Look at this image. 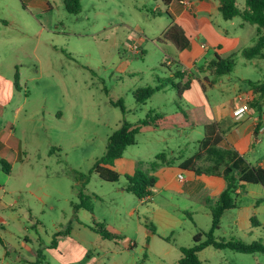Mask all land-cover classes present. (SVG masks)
Listing matches in <instances>:
<instances>
[{
    "label": "rangeland",
    "instance_id": "obj_1",
    "mask_svg": "<svg viewBox=\"0 0 264 264\" xmlns=\"http://www.w3.org/2000/svg\"><path fill=\"white\" fill-rule=\"evenodd\" d=\"M49 1L54 9L43 18L42 26L21 10L20 0H0V16L11 18L15 11L19 22L0 26V71L13 77L19 69V86L24 87L18 103L25 99V104L15 121V129L20 136L25 130L27 160L34 166L25 170L18 165L12 184L22 186L21 198L41 223V236L45 240L73 219L71 202H79L77 190L81 188L74 172L88 175L93 164L105 154L109 136L123 122L135 123L150 110L172 113L186 104L179 100L176 88L169 81L173 67L165 64L170 58L168 46L148 44L146 52L139 53L135 52L133 43L127 42L141 29L149 33L159 31L157 35L164 31L166 14L155 21L146 11L135 9L144 2L148 3V9H153L154 0H83L82 10L76 14L66 10L64 0ZM236 4L243 10L246 0H236ZM6 5L8 9L4 8ZM125 13L131 19L130 27L119 24L108 27L109 19ZM234 20L237 24L242 21L238 16ZM252 26L247 23V30ZM252 37L248 45L254 43V33ZM255 58L251 60L239 54L234 71L223 75L224 81L218 86L206 87L205 99L210 102L234 99L240 90L248 89V80L264 81V58ZM156 85L162 86L161 89L145 103L135 100L134 90ZM118 100L122 101L125 112L113 104ZM202 128L137 134L136 143L126 147L117 164L119 181L108 182L96 174L90 175L85 192L90 196L93 213L81 209L80 221H105L120 232L125 244L137 240L139 250L134 260L145 252L152 264H177L180 247L192 246L198 229L209 230L210 212H195L192 221L184 211L193 213L198 203L186 195L173 191L159 193L154 187L153 201H145L127 192L126 176L134 174L128 170V164L133 160L135 171L149 174L156 173V166L152 167L156 162L166 163L167 159L170 164L181 163L204 147L202 140L206 132ZM260 139L255 155H264V132ZM160 153H164V160L157 158ZM211 153L214 159H219L217 150L212 148ZM204 155L205 152L197 162L200 170H206L210 164ZM249 188L252 191L242 198V220L232 227L233 211L225 213L215 233L218 239L264 243V187L250 184ZM258 199L261 201L253 212L250 203ZM156 213L167 221L163 218L157 224L158 231L149 235V230V236H145V226L155 219ZM254 216L257 225L252 220ZM22 220L27 223L25 218ZM246 227L254 233H244ZM209 250L216 251L210 254ZM209 250L201 257L209 259L211 264H264V253L244 254L214 247Z\"/></svg>",
    "mask_w": 264,
    "mask_h": 264
},
{
    "label": "crops",
    "instance_id": "obj_2",
    "mask_svg": "<svg viewBox=\"0 0 264 264\" xmlns=\"http://www.w3.org/2000/svg\"><path fill=\"white\" fill-rule=\"evenodd\" d=\"M20 1L21 10L41 22L42 26L45 24L43 18L54 9L49 0ZM79 1L82 10L83 0ZM154 1L153 9H148L146 6L148 3L146 2L143 3V6H138L135 9L146 11L148 15H152L155 21L156 17L161 18L163 14H166L168 20L163 26V30L165 31L171 23H176L187 36L188 46L184 49H178L169 41L157 39L164 31L157 35L159 31L149 33L146 29L137 31V35L132 39H127V42L133 43V46L138 48L139 53L146 52V45L148 44L168 46L170 58L167 60H170L171 63L167 64L166 62L165 64L169 68L170 66L173 67L170 70V79L174 83L187 84L181 98H179L181 101H186V104L181 105L183 106L181 109H192L200 114L198 116L203 121L215 122L217 131L222 137V141L218 145L205 144L201 156L195 159L194 167L200 168L197 162L202 159L205 152L204 156L210 162L206 170L195 172L192 169H184L179 166L180 162L174 164L173 161L170 164L168 163L170 161L166 159V163L160 162L159 164L156 162V173H151L156 176L157 181L154 187L158 188L159 193L163 192L165 194L167 191H173L186 195L192 201L196 200L198 206H194L196 209L193 213L187 210L184 211L185 214L186 212L191 214L192 221H194L193 215L195 212H210L209 204L219 196L226 186L222 172L235 156L243 157L250 164H257L264 168V155H255L259 151L256 145L261 142L260 135L264 132V105L261 106L263 113L260 116V113L248 103L252 97L250 95L248 100L249 87L244 92L240 90L234 99L215 100L213 102H210L208 98L205 99L203 93L206 92L207 86H218L224 81L222 80L223 75H228H215L210 71L208 65L217 57L225 58L235 54L236 58L241 54L242 49L251 46L248 45V42L253 40V33L256 36V26H252L249 31L246 22L240 21L237 24L234 20L235 17L228 20L224 19L219 11L218 0H190V6H185L179 0H172L169 5H165L162 0ZM8 7L6 5L4 8L8 9ZM14 14L15 16L11 18L0 16V26L7 27L14 23L18 24L15 11ZM45 22L48 23L47 19H45ZM131 23V19L126 16V13L124 16L111 18L107 22L108 27L118 26V24L130 27ZM136 26L139 25L136 24ZM253 59L257 60V58L251 60ZM175 72L180 76L175 77ZM174 79H177V81ZM19 81L18 68L15 70L13 77H9L0 71V264H33L38 259L39 249L42 250L44 255V260L40 264H152V260L148 258L145 252L142 253V257L138 256L137 260H134L135 255H137L136 252L139 250L137 240L130 241L129 245L125 244L121 241L123 236L120 232L115 231L114 228L109 227L103 221L108 231L115 236L111 240L105 239L90 227L96 223H101V221L95 219H92L91 223L80 221L79 211L81 209L78 210L76 218L72 216L73 219L69 221L66 227L56 229L52 238L47 240L42 238L41 223L34 217L31 208L27 207V204L21 198L22 186H13L12 184V176L18 165L24 167L25 170H32L34 167L27 160L28 147L26 141L24 142L25 130L22 131L21 137L15 129V121L17 116L24 111L25 104V99H21V102L18 103L19 97L22 96L21 89L24 87L19 86ZM14 82L17 83V86ZM25 95L27 96V93ZM245 103L249 109L241 118H236L234 111ZM207 139L205 133V143ZM212 148L217 150L219 159H214L211 153ZM48 153H52V151L49 150ZM122 157L114 162L113 168L117 172V164L122 160ZM250 158H254L255 161H251ZM2 161L9 165V172L4 170ZM128 165V170L134 173L135 162L130 160ZM249 187L250 184H244V186H239L236 189L237 207L225 212L233 211L230 224L232 227L239 220H242V198L249 191H252ZM142 199L153 201V195L151 193ZM260 201L261 199H258L250 203V206L254 209L253 212ZM187 217L190 219L188 215ZM24 218L27 223L22 220ZM163 218L164 221H167L165 216L161 217L160 214L156 213L155 219L148 223V225L150 224L149 228L148 225L145 226V236L155 234L158 231V225L161 221L163 222ZM252 219L258 220L255 216ZM66 229H68L67 233L65 232ZM149 230H151V233L148 235ZM233 232L234 230L231 229L232 234ZM244 233L251 235L254 231L250 227H246ZM53 239H55V246L52 247ZM146 246H149V244ZM210 247L212 246L205 247L198 253L204 264H211L209 259L201 257L202 254L205 255ZM214 251L216 250H209V253H215Z\"/></svg>",
    "mask_w": 264,
    "mask_h": 264
},
{
    "label": "trees",
    "instance_id": "obj_3",
    "mask_svg": "<svg viewBox=\"0 0 264 264\" xmlns=\"http://www.w3.org/2000/svg\"><path fill=\"white\" fill-rule=\"evenodd\" d=\"M171 1L172 0H162L165 5H169ZM218 2L219 11L224 19H233L238 16L243 22L256 26L254 44L242 49L241 54L247 59L255 57L264 58V0H246V7L243 10L238 8L236 0H218ZM64 5L66 10L70 13L76 14L81 11L79 0H64ZM157 39L169 41L178 49H184L189 44V40L184 31L176 23H171L164 33ZM208 67L215 75L229 74L235 67V54L225 58L217 57L216 60L208 65ZM174 76L179 77L180 74L175 72ZM15 77L17 80V74ZM169 81H171L172 86L176 88L178 97L181 98V94L187 87V84L181 85L180 83H174L172 79H169ZM248 83L252 95L248 103L253 109H256L261 116L263 113L261 106L264 105V81L248 80ZM15 85L17 86V83H15ZM160 87L162 86L139 87L133 92L134 98L139 103H145L156 91L161 89ZM113 104L120 106L122 111L125 112L121 100H118ZM198 115L200 114L192 109H180L169 114L150 110L145 117L139 119L135 123L123 122L121 126L109 136L105 154L93 164L88 175L74 172L76 173L75 180L81 184V188L77 190L79 202L74 204L73 202L71 203L73 206V217H77L76 214L80 209H85L91 212L93 211L92 205L89 202L90 196L85 192L91 174H96L101 179L108 182L119 181L120 173L113 168L114 162L116 159L122 157L127 146L136 143V135L139 133L203 127V130L208 137L206 143L205 139L202 140L203 144H220L222 137L217 131V124L215 122H205ZM202 151L203 148L199 149L192 156L184 159L179 166L184 169H192L195 172H201L200 168L194 167V162L197 157L201 156ZM157 158L164 160V153L158 154ZM2 165L4 170L9 172V165L3 161ZM155 166L156 164L152 165L153 168ZM222 176L225 179L226 186L219 196L209 204L211 214V225L209 230L204 231L199 229L193 235L192 246L180 247L181 257L177 264H204L200 260L198 253L208 246L220 250L229 249L244 254L264 253V243L261 241L254 240L251 242H245L240 239L226 240L218 239L215 236L216 231L220 229L224 213L237 207L236 189L239 186H244V184H260L264 186V168L257 164H250L243 157L235 156L232 162L224 168ZM126 179L127 185L125 190L133 193L140 199L145 198L152 193V188L157 181L154 174H146L141 170H136L134 174L127 175ZM186 214L192 220L190 216L191 214L188 212H186ZM252 220L254 224H258L256 219ZM90 227L105 239L111 240L115 237L108 231L104 222L96 223ZM65 232L67 233L68 229H66ZM166 239L168 240L169 238ZM51 246H55V239H53ZM43 260L44 255L42 254V250L39 249L38 259L33 264H40Z\"/></svg>",
    "mask_w": 264,
    "mask_h": 264
},
{
    "label": "built area",
    "instance_id": "obj_4",
    "mask_svg": "<svg viewBox=\"0 0 264 264\" xmlns=\"http://www.w3.org/2000/svg\"><path fill=\"white\" fill-rule=\"evenodd\" d=\"M179 1H180L182 4H184L185 6H190V5H191V1H190V0H179ZM135 52H138V48H137V47H135ZM166 62H167V64H170V63H171L170 60H167ZM247 109H248L247 104H243V105H241L240 107H238V108L234 111V115H235V117H236V118H241V117L244 115V113L247 111ZM179 177H181V176L179 175Z\"/></svg>",
    "mask_w": 264,
    "mask_h": 264
}]
</instances>
